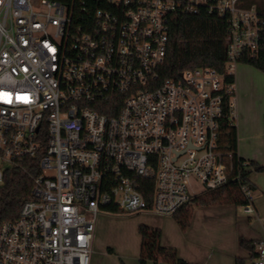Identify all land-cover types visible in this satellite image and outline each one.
<instances>
[{
  "label": "built area",
  "instance_id": "2783aa9c",
  "mask_svg": "<svg viewBox=\"0 0 264 264\" xmlns=\"http://www.w3.org/2000/svg\"><path fill=\"white\" fill-rule=\"evenodd\" d=\"M201 11L226 19V72L258 54L264 13L239 0H0V186L7 168L35 169L0 223V264H90L106 207L171 215L234 183L254 213L248 162L222 140L234 81L160 74L170 18ZM255 247L264 264V237Z\"/></svg>",
  "mask_w": 264,
  "mask_h": 264
},
{
  "label": "trees",
  "instance_id": "16d2710c",
  "mask_svg": "<svg viewBox=\"0 0 264 264\" xmlns=\"http://www.w3.org/2000/svg\"><path fill=\"white\" fill-rule=\"evenodd\" d=\"M242 7L255 6L264 13V0H239ZM168 41L164 62L160 69L162 78L177 77L179 72L199 66H206L216 69L223 74L225 81L233 82L234 74L225 70L226 50L224 38L226 36V19L207 11L197 14H184L176 12L168 22ZM241 63L249 64L264 73V23L260 32V47L255 57H244ZM222 140L227 149L231 150L236 158L237 155V131L234 124H230L226 116L221 120ZM237 158L244 161L242 157ZM248 162L250 169L244 171L243 178L247 181L252 171L264 172V165L253 160ZM35 172L34 163L26 160L25 171L18 167L7 168L4 171L3 182L0 186V223L5 220L14 219L19 212L22 203L30 196L32 188L31 174ZM245 180V181H246ZM251 189H254L250 183ZM212 196L202 197L199 195L193 203L210 205L216 202L244 205L247 200L242 196L234 183H229L217 189L208 190ZM207 193V192H206ZM148 198V197H146ZM190 205V204H189ZM108 211H118L114 207H106ZM189 206L186 205L171 214L182 226L187 224ZM186 216L185 218H183ZM184 220V221H183ZM140 234L139 253L137 261L139 264L147 262L157 263L158 261L171 264H192L177 256L173 247L162 245L160 242L161 232L157 228L143 224L138 226ZM255 242L252 239H245L239 236V245L249 252V258H256L257 251ZM108 252L111 249L107 248ZM235 264H246L245 259L236 257ZM250 264H255L251 262Z\"/></svg>",
  "mask_w": 264,
  "mask_h": 264
},
{
  "label": "rangeland",
  "instance_id": "374dc122",
  "mask_svg": "<svg viewBox=\"0 0 264 264\" xmlns=\"http://www.w3.org/2000/svg\"><path fill=\"white\" fill-rule=\"evenodd\" d=\"M235 77V95L238 112L244 117L240 120V150L256 153L264 160V73L245 63L238 62L233 70ZM238 122V121H237ZM46 171V174H51ZM252 182L255 185L253 197L258 203V220L256 215L248 218L244 213V205L223 204L216 202L210 205L191 203L187 224L182 226L173 215L158 214L152 210L139 212L100 211L95 219L90 264H139L137 261L140 244L138 226L140 224L157 228L161 232L160 242L183 252L185 236L194 232L202 234L204 244L209 247L217 243L216 231L227 236L243 224L256 228L261 233L264 226V172L252 171ZM207 192V193H206ZM200 195L206 198L211 192L204 191ZM227 207V208H224ZM254 213L251 215L253 216ZM184 216L183 218H185ZM240 220V221H239ZM184 221V220H183ZM236 221H238L236 223ZM216 242V243H215ZM107 248L111 249L108 252ZM174 248V247H173ZM247 261L255 262L256 258ZM146 264H171L158 261Z\"/></svg>",
  "mask_w": 264,
  "mask_h": 264
},
{
  "label": "crops",
  "instance_id": "0c3cea01",
  "mask_svg": "<svg viewBox=\"0 0 264 264\" xmlns=\"http://www.w3.org/2000/svg\"><path fill=\"white\" fill-rule=\"evenodd\" d=\"M235 83V80H234ZM244 117L240 112H238V105H237V119L235 121V126H236V131H237V154L239 157H242L245 160H253L256 161L257 163L264 165V160L259 157L256 153H246L240 150L239 147V142L241 139L240 136V120L243 119ZM238 121V122H237ZM250 183L253 184L252 182V172L248 176ZM255 191V185L253 184ZM263 196H264V191H263ZM252 204L254 207V214L253 216L251 215L252 213H244L248 214V218L254 217L257 218L258 220H263L262 217L258 216V201L255 199V197L252 198ZM223 204H232V203H223ZM227 208V207H224ZM240 221V220H239ZM238 221H236L237 223ZM240 228L237 227L232 232H229L228 235L222 236V232L216 231V236L214 239L217 237V243L214 244V246L209 247L208 245L204 244L203 239L201 238L203 235L199 234L196 235L194 232L190 235V237L185 236V247L183 248V252L177 251L175 246H173L176 250L177 256L189 263L192 264H235V258L240 257L245 259L246 264H250L249 260V252L242 248L239 243H238V238L239 236L244 237L245 239H252L254 241H257L258 239L264 237V226L262 227L263 231L262 233L257 230L256 228H253L251 226H245L243 224ZM202 235V236H201Z\"/></svg>",
  "mask_w": 264,
  "mask_h": 264
}]
</instances>
